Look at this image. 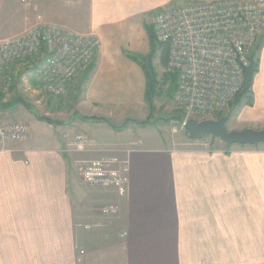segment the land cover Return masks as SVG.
Returning <instances> with one entry per match:
<instances>
[{
	"label": "crops",
	"instance_id": "crops-1",
	"mask_svg": "<svg viewBox=\"0 0 264 264\" xmlns=\"http://www.w3.org/2000/svg\"><path fill=\"white\" fill-rule=\"evenodd\" d=\"M170 2L0 0V20L17 21L1 37L40 15L99 41L88 78L55 104L61 122L27 123L0 153V264H264V145L173 148L137 124L149 115L146 78L129 55L148 54L144 24ZM254 50L252 105L232 110L230 131L264 126V35ZM79 117L134 122L114 131ZM63 134L89 146L71 152ZM115 151L128 162L125 193L83 186L75 160Z\"/></svg>",
	"mask_w": 264,
	"mask_h": 264
},
{
	"label": "built area",
	"instance_id": "built-area-1",
	"mask_svg": "<svg viewBox=\"0 0 264 264\" xmlns=\"http://www.w3.org/2000/svg\"><path fill=\"white\" fill-rule=\"evenodd\" d=\"M151 26L157 41L168 44L165 72L178 76L174 103L183 122L217 119L229 112L243 87L252 49L264 35V0H203L163 7L154 13ZM98 49L96 36L75 33L37 15L21 33L0 40V92L11 90L22 72L41 92L62 97L90 69ZM28 133L25 123L0 122V153L11 152L9 144ZM63 138L74 153L90 143L83 135ZM209 140L193 142L209 150ZM116 152L75 160L82 184L125 193L128 162Z\"/></svg>",
	"mask_w": 264,
	"mask_h": 264
},
{
	"label": "rangeland",
	"instance_id": "rangeland-1",
	"mask_svg": "<svg viewBox=\"0 0 264 264\" xmlns=\"http://www.w3.org/2000/svg\"><path fill=\"white\" fill-rule=\"evenodd\" d=\"M198 1H203V0H171L169 5L165 7L189 5V4L197 3ZM153 15L154 14L150 15L147 18V23L150 25L152 22ZM16 22L17 21L0 20V35L3 34L4 32H8ZM28 25H26V27ZM22 30L16 33L5 35L3 37H1L2 36L1 35L0 40L17 35L21 33ZM154 64L156 71L160 76L163 73V69L159 66L157 60L154 61ZM21 73L20 75L16 76L13 90H9L4 94L0 92V122L13 121V122H22L25 124L27 123L37 124L35 123L36 118L26 109H24V107L20 105H16L10 111H8L12 102H14V99L20 98V100H23L28 106H30V108L35 112L36 116L48 119L53 122H57L59 124L61 121L56 120V118L58 116V113L60 112L56 109L55 104L59 102V99L65 97L67 93H65L63 97H53L49 94L43 93L40 91L38 87H36L32 83L28 75L26 76L27 79L26 80L24 76L23 77L21 76L23 74ZM66 112L67 114H69L71 110H66ZM180 112L181 111L176 107L174 100L170 101L169 98L163 94L160 98H156L153 100V109L151 111L149 110V115L145 120V124L142 125L154 126L155 130L153 131V129L152 130L149 129V131L153 133L156 132L157 134H161L163 141H169V142L175 141L173 144L174 146L173 148H204L200 145H196V143H194L192 140H189L187 138L185 130L183 129L182 126L183 120L181 119L179 120V118H182ZM233 116L234 113L226 123V128L228 130L232 125ZM195 120H202V119L195 118ZM258 127L259 128L252 126L251 129H255V130L264 129V126H258ZM260 151H264V148L262 147ZM86 188L89 190L110 191V189H102V188H94V187L91 188L86 187ZM260 249L261 246H259V251Z\"/></svg>",
	"mask_w": 264,
	"mask_h": 264
},
{
	"label": "trees",
	"instance_id": "trees-1",
	"mask_svg": "<svg viewBox=\"0 0 264 264\" xmlns=\"http://www.w3.org/2000/svg\"><path fill=\"white\" fill-rule=\"evenodd\" d=\"M144 27L149 39V46H150L149 52L145 56H135L130 54L129 58L137 62L141 66L145 74V78H146L145 101L147 103L149 110L151 111L153 109V100L156 98H160L163 94L166 95L170 101L174 100L178 86V76L176 74H169L165 72V66L168 60V44L157 41L153 32V28L150 24L146 23L144 24ZM249 59H250V64L248 68L244 71L243 87L232 103L231 106L232 110L235 107H238L242 104L252 105L251 88H252L253 78L258 71L256 50L252 51ZM155 60H157L159 66L163 69V73L160 76L158 75L154 65ZM89 73H90V69L82 74L81 81H79L78 83L79 85H81V83L88 78ZM79 88L80 87L78 86L77 89ZM13 89L14 87L11 90ZM16 105H20L24 107V109L30 112L36 118V120L40 122H45L47 124H53V125L58 124L57 122H53L48 119L36 116L35 112L30 108V106H28L23 100H20V98L14 99V102H12L10 107L13 108ZM180 115L182 118H179V120L180 119L183 120L184 116L181 112ZM79 118L83 121L92 119L94 121L106 123L114 131H121L127 126L128 123L134 122L133 120L132 121L127 120L123 124L114 125L108 121L99 120L97 118H86V117H79ZM137 124L139 125L145 124V121L137 122Z\"/></svg>",
	"mask_w": 264,
	"mask_h": 264
},
{
	"label": "water",
	"instance_id": "water-1",
	"mask_svg": "<svg viewBox=\"0 0 264 264\" xmlns=\"http://www.w3.org/2000/svg\"><path fill=\"white\" fill-rule=\"evenodd\" d=\"M231 113L232 109L217 119L195 120L187 118L182 126L187 138L192 141L202 140L207 137L212 141L222 142L226 148L234 145L251 147L264 145V129L228 130L226 123Z\"/></svg>",
	"mask_w": 264,
	"mask_h": 264
}]
</instances>
